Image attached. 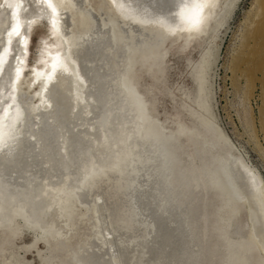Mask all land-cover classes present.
<instances>
[{
  "label": "rangeland",
  "instance_id": "obj_1",
  "mask_svg": "<svg viewBox=\"0 0 264 264\" xmlns=\"http://www.w3.org/2000/svg\"><path fill=\"white\" fill-rule=\"evenodd\" d=\"M227 1L229 0L219 1L215 14V26H212L209 31L211 35V41L209 42L211 57H209L210 62L207 71V85L205 87V94L203 93V95L200 96L198 90L199 67L202 60V51L205 47V42L201 40L193 39L192 41H186L183 36L180 38H172L168 36L164 37L162 41H158L159 34H163V32H159L154 28H149L146 29L147 36L144 39L146 43H149L152 46L156 44V48H152V53L146 52L142 54H135V59L133 58V62L130 61L129 67L132 72V77L131 79L124 78L122 81V86L127 92L134 96L138 104L137 106L141 113L140 122L143 130L153 133L157 140L164 141V145H158L154 151L151 152L153 149L147 150L146 156H150V154L154 153L157 155L158 150V154L160 152V157L158 155L156 156L155 154L151 155V164H153L152 166L155 165L154 161L156 162L154 168H151L150 166V169L153 170V173L155 171L154 174L150 173L151 171H148L149 169L146 170L147 173L145 170L143 171L145 172V175H143L145 177L141 175L144 174L142 171L138 173V175L141 173L139 176L137 175L139 179H142L143 177V179L145 178V181L146 178L148 180L147 182L143 180L138 181L139 179L136 177L137 179H135L136 181L134 182L137 183L134 184L136 185L139 182L140 185L136 186L139 188L141 186V189H137L134 184L132 189H136L135 191L137 194L139 192L138 190H140V196L139 194H133L135 192H133L134 190L131 192V188H128V190L130 189L129 191L131 193L127 192V189L123 193L124 188H122V191H119L122 196L119 192H114L112 184H110L113 181L110 179L108 182L105 174L94 175L91 179L92 181H87L86 185H83L86 180H82L79 184V187L90 189L92 193L90 197L83 198V201L84 199H89L84 201L82 205L86 203V206H84L90 207L94 198L92 196L95 194H101L103 198L101 201H104L103 205H107L106 209L110 206L108 209L109 211L112 209L111 212L106 209L103 210L109 215H104V212H101L102 210H100L101 214L96 213L98 214L97 217L99 223L101 222L100 224L104 225L100 226L99 223L95 222V220L92 219L93 222L91 221L89 211H86V209L80 205L76 196L71 194V192L65 186L60 187L59 192L62 196V199L58 205L61 211L60 216L67 218L68 216L65 215L71 210V213L69 214L70 217H68V222H66L65 226L70 228L72 224H75V229L74 227H72L73 230L69 229V232H71L70 235L67 231V244H64L66 248L69 244L68 248L71 247V250L63 248L64 245L61 246L58 244L63 235L61 233L58 234L60 237V240L58 241L56 237L57 235H54V224L52 222L49 224H43L40 220L34 219L32 217L31 212L27 209L28 207L21 208L16 203L13 204V207H8L7 205L3 204L2 201H0V264H85L87 262L88 264H91L92 261L94 264V262H96L94 261L96 258L98 262L99 259L104 260V258H106L105 261L107 263L110 261V258L113 259L115 257L116 258L114 260L117 259L116 262L118 264H124L123 262H126L127 264H140V262L143 264H150L153 261H155L154 264L156 262H160V264H187L188 262V264H264V250L262 249V246L258 240L255 239L253 234L254 229L259 230L260 228L264 227V217L252 210L247 199L237 191L236 186L231 185L232 183L230 182V186H227L220 174L221 169L218 167L219 164L217 163L216 158H214L216 155L223 154L225 152H231V154L235 157L240 156L239 158H241V160L239 161L244 165L246 170H248V172L255 177L259 186V190L262 193L261 198L264 203V68L260 67L261 63L257 64L259 60H264V49L261 50L262 52L258 50L255 51L248 66L243 64L240 67H235L237 61L241 58L240 47H242V44L245 41L243 35L247 26V14L253 8L255 0H238L236 3H233L234 6L229 13H226V9H224L225 3ZM89 3L98 14L103 13L105 18H107L108 23L111 25L113 40L115 41L116 39L117 41L118 39H121L123 42H126L127 39L120 30L118 14L114 11V9H112V7H110V5H108V1L89 0ZM93 14L96 13L93 12ZM228 14L229 16H227ZM70 15H72V11H70ZM94 16L95 18H98L97 15ZM203 19H206V17L203 16ZM72 21H74V27H77L76 17H72ZM34 23V25H31L32 27L29 29L30 31H28L29 36L26 43L27 54L25 55L26 65H24L25 69H32V73L33 69L38 67V65L40 67H44V65L48 63L50 59H48L47 53H54L55 51L62 49V45L59 42V37L52 33V31H48V27L45 26L43 21H35ZM215 29H217V31ZM103 30L105 31V29ZM214 30L216 32H214ZM82 32H84V30H82ZM52 39H54V43H52ZM129 51L134 53L130 48ZM254 64H257L255 68L253 67L255 66ZM69 67H71V65H69ZM24 74L25 77H28V71H24ZM31 80L32 79L28 77V81H24L21 86L22 93L25 95H32L34 91H38L36 95H40V89L43 84L41 80L40 83H36V85H34L30 91H26V83H30ZM38 85H40V87H38ZM39 98L40 97H36V100ZM199 105L202 107L201 109H199ZM207 124L212 128H210V126ZM181 127L195 130L199 136L205 140H208V142L214 146L213 150H200L198 147H196V144L190 143V137L187 136V132ZM157 144L159 143L157 142ZM166 153H170V156L173 160L170 159V161L167 162L169 159L166 160L164 158ZM155 158L160 159L156 161ZM161 165L162 167H160ZM168 166L169 168H167ZM159 168H162L163 170L165 169L166 172L168 171L167 175L164 174L165 171ZM169 171L173 174H170ZM157 174H159L160 177L162 176V178H160ZM148 175L150 178L147 177ZM163 175L165 177L169 175V177H167L169 179H165ZM156 178H158V180ZM153 179L157 181L155 182ZM235 180L238 181L236 177ZM237 181L234 182H236L238 188L239 182ZM150 183L154 185L152 186ZM161 183L163 185H160L161 187L158 186ZM141 184L145 187L149 186L150 189H154L151 191L148 188V191L147 188L144 186L142 187ZM89 185L91 186L89 187ZM170 185L171 187H169ZM182 185L184 188H182ZM172 186L175 189V192H173L174 189ZM240 186L241 188L239 187V190L245 192L243 186L241 184ZM155 187H157V191H155ZM158 187H160L162 190L158 191ZM143 189L146 190L147 193ZM169 190H171L173 193L171 194ZM150 191L152 195H150ZM153 191L155 192V195L153 194ZM165 191L167 194H164ZM142 192H144V194ZM175 193L179 195L177 196ZM124 194L128 196L127 199ZM162 194L165 196L168 194L171 195H169V197H165ZM144 195L150 202L145 197H143ZM150 196H153L155 201L156 198H158L156 203L158 202L159 206L161 204L160 208ZM170 196H172L173 199H171L172 197ZM131 197H133L132 200L137 198L140 202L143 201L144 204H140L138 200H134L136 202L138 201L137 204L139 205L137 206L136 202L133 203ZM184 197L185 199H183ZM193 197L194 200H192ZM90 198L91 201H89ZM143 198L145 199L143 200ZM165 198H167L169 201L171 199L170 203L167 199V202H165ZM175 199L178 200L174 203ZM145 200H147L148 203H151L152 205L148 204L147 201L144 202ZM101 201L100 203H97L98 206L100 204V209H102ZM159 201H161V203H159ZM192 201L193 203H191ZM129 203H133L132 208H130L131 204ZM164 203L165 205L163 206ZM154 204H156V206ZM191 204L193 205L191 206ZM75 205L78 207L76 208ZM126 205L129 206V208H127ZM167 206L170 207L168 208ZM190 206L192 207L191 209ZM151 207L153 209H157L158 207L159 211L158 209L157 211L153 210ZM163 207L168 209H163ZM137 209L138 213H136ZM142 209H145L144 213ZM114 210H116V212ZM126 210L130 214L134 211L136 216H133L132 213L130 215L131 218H129L128 212H126ZM139 210L142 211L139 213ZM164 210L167 213L165 214L167 217L163 215L165 213ZM155 211L156 213L161 212L159 215H163L164 218L162 217L160 219V216L158 213L155 214ZM78 213H84L83 218L81 215H78ZM123 213H127L126 216ZM153 213L157 217L153 215ZM169 213L170 215H173L174 219L169 215ZM102 214L104 218L100 217ZM114 214L119 217V220L120 218L121 220H127H124L125 223L120 220L122 222L121 224H123V228L125 225L127 228H125L124 233L130 232L131 228L132 230L135 228L133 233L135 236L131 234L133 231L128 233L129 235L127 233L126 235L122 234L124 229L119 224L120 221L117 220L118 217H116ZM139 214H141V219L144 216V221H142L143 219L141 220L139 218ZM190 214L195 216H193L191 219L192 216ZM87 215L89 216L87 217ZM132 216L134 219H132ZM145 216L147 218L149 217L148 219H151L152 223H156V221L160 222V225L163 223L165 225V229L170 227L168 229V231L170 230L169 233L164 228L161 229V227L164 225L158 229L160 226L159 223H156L158 225L155 223L154 225L150 223L153 225L151 226L149 224L151 220L149 221ZM150 216L153 217L150 218ZM155 217L156 219L154 220L153 218ZM167 218L169 224L171 223L172 219L176 222L174 223L172 220L173 225H169L167 220H165L167 222L164 221V219ZM100 219H104L105 223ZM159 219L161 221H158ZM87 220L89 221L87 222ZM113 221H117L116 225ZM129 221L133 222V224L131 223L128 225ZM138 221L142 222H140L141 225L144 224L142 227L140 224H137V226L141 227L140 229L135 224V222L139 223ZM189 221L191 222L189 223ZM106 223L110 224L107 225ZM118 224L119 226H117ZM188 224L191 226H188ZM95 225L102 227L99 229V232H97L98 228ZM109 225L111 228L113 227V229L106 227ZM133 225L135 226L132 227ZM145 225L147 226L146 230L149 231V234H147L148 231H144V233L148 236L142 232V228H146ZM115 227H119L122 230L119 229L118 232V228ZM149 227L152 228L150 229ZM136 228L138 229L136 230ZM100 230L104 233H102L103 235L100 234ZM139 230L141 231L139 232ZM162 230L165 231L163 232L164 234H160L162 233ZM108 231H110L112 237L109 235ZM116 232L119 235L121 234L122 237L120 238ZM140 233L142 235H140ZM114 234L119 236V239L118 237H115L116 235L114 236ZM166 234L168 235L166 236ZM196 235H198V237ZM96 236L100 237L101 240ZM128 236H130L131 239L126 238V240L123 241V237L125 238ZM139 236L142 237L139 238ZM94 237L99 240H96ZM106 237L109 238L107 239ZM110 237L111 242L109 240ZM162 237L163 239L165 237V239L163 240ZM91 239H94L96 244L94 241H91ZM133 239L139 243L137 244ZM100 241L101 243L103 242L102 244H107V247L105 244H101L102 246H105V248L101 245H98L97 243L100 244ZM133 241L135 242V245H132ZM197 241L200 243V247L197 245ZM87 242H89V245ZM115 242L117 243V246L115 245ZM123 242L125 245L122 244ZM194 242L200 250L196 246L194 247ZM92 245L93 247L97 245L100 249L97 246L92 248ZM123 245L126 248H123ZM57 246L60 248L56 249ZM88 246L93 250L88 249ZM113 247H116V250L118 248L116 253ZM107 248L109 249L107 250ZM105 249L109 252L105 253L106 257H104L105 255L103 256L104 251H106ZM82 251H84L85 254ZM85 251L91 253H87ZM118 251V254L121 252L122 253L118 255ZM75 252H77L76 255ZM94 252L96 254L100 252L102 257H100L99 254H95V256L93 254ZM143 252L146 257L143 255ZM194 252L196 254H194ZM199 252L202 258L201 262L199 261L201 258L197 259L200 257ZM136 253L139 256H137ZM73 254L75 257H79L78 259H81L85 262L82 263L77 258H75ZM91 254L92 256L90 259L89 257ZM122 254L125 256L124 259L122 258ZM107 255L110 258L107 257ZM117 255L123 259V262L121 261L122 259L120 260L117 258ZM83 256H85L86 259ZM111 256H113V258ZM133 256H137V261ZM126 257H129L131 261L134 258L135 261L133 260L131 263L127 262L125 260L129 261L130 259H127ZM103 260L102 262L100 260V264H106ZM114 260H111L110 264H117L114 262ZM98 262L96 263L99 264Z\"/></svg>",
  "mask_w": 264,
  "mask_h": 264
},
{
  "label": "bare ground",
  "instance_id": "obj_2",
  "mask_svg": "<svg viewBox=\"0 0 264 264\" xmlns=\"http://www.w3.org/2000/svg\"><path fill=\"white\" fill-rule=\"evenodd\" d=\"M106 1H108V5H110V7H112V9H114V11L118 14L120 30L127 39L126 42H123L121 39H118L117 41L116 39L115 41L113 40L111 25L108 23L107 18H105L103 13L98 14L90 5L89 0H50L51 7H49L48 0H0V60L3 61V63L0 64V201H2V203L7 205L8 207L10 206L13 207L14 203L18 204L21 208L28 207L27 209L31 212L32 217L34 219L40 220L43 224H49L50 222H52L54 224L53 227L54 235H57L56 237L58 241L60 240L58 234L61 233L63 235V237H61V240L58 242V244H60L61 246L67 244L66 243L67 231L69 232L70 231L69 229L73 230L72 227H74L75 224H72L70 228L65 226L66 222H68V217H70L69 214L71 213V210L66 213L65 216H68L67 218L60 216L61 211L58 206L62 199L61 193L59 192L60 187L65 186L71 192V194L76 196L80 205L84 209H86V211H89L91 221L93 222V220H95L96 223H99L97 217L98 214L96 213L101 214V212H104L103 210L106 209L107 205L106 206L103 205L104 201L103 202L101 201L103 199L101 194L99 195L95 194L92 196L94 198L92 200V204L90 205V207L89 206L85 207L86 203L82 205L84 201L89 199V198L86 200L84 199L83 201V198H87L92 195L90 189L79 187V184L82 180H86L85 183L83 184L86 185L87 181L88 182L92 181L91 179L94 175L105 174L108 182L110 181V179L113 181L110 184H112L114 192H119V191L121 192L122 188H124L123 193L126 189L127 192H130L129 191L130 189L128 190V188H131V192L132 190H134L133 192L135 193L133 194H137L135 191L136 189H132V188L134 186L137 189L139 188L137 187L140 185L139 182L138 184H136L137 186L134 184L137 183L134 181H136L135 179L138 178L137 177L138 173L140 171L143 172L144 170L146 172L147 169H149L148 171H151L150 173L152 174L155 173V171L153 173V170L150 169V166L151 168L152 167L154 168L156 165L154 159L153 161L155 165L152 166L153 164H151V160H152L151 155H154L155 153L153 152L154 154H150L151 157L149 155L148 157L146 156L147 150L153 149L151 150V152L154 151V149H156L158 145H164V141L157 140L153 133H149L143 130V127L140 122L141 113L137 106L138 104L134 96L131 93L127 92L122 86V81L124 78L131 79L132 77L131 76L132 72L129 66H130V61L133 62L134 55L142 54L146 52L152 53V48L153 47L156 48L157 46L156 44L152 46L149 43H146L144 39L147 36L146 29L154 28L159 32L162 31L163 34L162 33L159 34L158 41H162L164 37H168V36L172 38L173 37L180 38L181 36H183L186 39V41H192L193 39H198L205 42V47L203 48L202 51L203 54H202L201 65L199 67V77H198V88H199L198 90L200 96L203 95V93L205 92V87L207 85V71L210 62L209 57H211L210 56L211 50L209 46V42L211 41L210 38L211 35L209 31L212 26H215V20H216L215 14L220 0H196L197 12H198V16L196 17V19L198 20L197 23H193L192 20L190 19V17L193 16V12H192L193 0H119L120 5H122L119 7L113 3V0H106ZM237 1L238 0H229L225 3L224 9H226V13L230 12V10L234 6L233 3H236ZM70 11H72V15H70ZM93 12L96 14H93ZM94 15H97L98 18H95ZM203 16L206 17V19H203ZM227 16H229V14ZM72 17H76L77 27H74L73 24L74 21H72ZM35 21H43L45 23V26L48 27V31H52V33L56 34L59 37L60 39L59 42L62 45V49L57 50L54 53L53 52L47 53V57L48 59H50L49 61L47 59L48 63H46L44 67L43 66L40 67L38 65V67H35L33 69V73H32V69H25L24 65H26L25 55L27 54L26 43L29 36L28 31H30L29 29L32 27L31 25L35 24L34 23ZM246 24L247 26L243 35L245 41L242 44V47H240L241 58L237 61L235 66L236 68L238 66L240 67L243 64H246L248 66L250 63V59L254 55L255 51L257 50L261 51L262 49H264V0H255L253 8L247 14ZM103 29H105V31ZM82 30H84V32H82ZM215 30L217 31V29ZM215 30L214 32H216ZM17 32H19V36L16 35ZM52 43H54V39H52ZM129 48L132 49L134 53L129 51ZM260 63H261L260 67L264 68V60H259L257 62V64ZM257 64H254L255 66L253 65L252 66L255 68ZM69 65H71V67H69ZM24 71H28V77L32 79L30 83H26V91H30V89H32V87H34L36 83H40L41 80L43 84L40 89V95H36L38 91H34L32 95H27V94L25 95L24 93H22L21 86L24 83V81H28V77H25ZM38 87H40V85H38ZM36 97H40V98L36 100ZM201 108L202 107H200L199 105V109ZM181 128L187 132V136L190 137L189 139L190 143L196 144V147H198L200 150H209V151L213 150L214 146L210 144L208 140H205L204 138L199 136L195 130L192 129L190 130L184 127ZM210 128L212 127L210 126ZM157 142L159 144H157ZM159 154L157 150V155L159 156ZM239 157L240 156H236V157L233 156L231 152H227V153L225 152L223 154L216 155V157L214 158H216V161L219 164L218 167H220L221 169L220 174L223 177L224 181L226 182L227 186L229 187L230 183H232L231 185L236 186L237 191L247 199L252 210L256 211L258 214H261L264 217V203L261 198L262 193L259 190V186L257 184L255 177L252 174H250L248 170H246L244 165L239 161L241 160V158ZM164 158L166 160L169 159L167 162H169L170 159H172L170 153H166V155H164ZM159 159L160 158H157L156 161H158ZM162 165L160 167H162ZM167 168H169V166ZM163 171H165V169ZM145 172H143L144 174L141 173L140 174L143 176L145 175ZM165 172L164 174L167 175L168 171L166 173ZM159 174L157 175L159 176ZM170 174L173 173L170 172ZM149 175L147 177H149ZM169 175L167 177H169ZM143 177L142 179L138 178L139 179L138 181L140 180L145 181L144 180L145 178L143 179ZM167 177H165V179ZM235 177L238 179V181L235 180ZM158 178L156 179L158 180ZM160 178H162V176ZM168 179L169 178H167V180ZM153 180L155 181V179ZM147 181L148 180L146 178L145 182ZM234 181L239 182L238 188L236 182ZM240 184L243 186L245 190V192L243 191L244 193L241 190H239V187L241 188ZM150 185H152V183H150ZM160 185L163 184L161 183L158 186ZM90 186L91 185H89V187ZM143 186L144 185H142V187ZM160 187H158L159 188L158 191L162 190L160 189ZM169 187H171V185ZM145 188H147V190L149 188V190L151 191L154 189V188L150 189L149 186ZM182 188H184V186ZM139 189H141V186ZM156 189L157 187H155V191H157ZM138 191L141 192L140 190ZM144 191L146 192V190ZM151 191H150V195H152ZM169 191L171 192V190ZM173 192H175V189ZM173 192H171V194ZM142 193L144 194V192ZM154 193L155 192L153 191V194ZM164 194H167L166 191ZM171 194L164 196L169 197V195ZM124 195L126 199L129 196L128 193H127L128 196L126 194ZM176 195L178 196L179 194ZM153 196L150 197L153 199ZM143 197L146 198L145 195ZM173 197L171 199H173ZM91 198L89 201H91ZM145 198H143V200ZM132 199L133 197H131V200ZM146 199L148 200V198ZM166 199L167 198H165V200ZM183 199H185V197ZM134 200H138V199L134 198ZM134 200H132L133 203L136 202ZM147 200H145L144 202H146ZM157 200L158 198H156V201ZM167 200L165 202H167ZM177 200L178 199H175L174 203L177 202ZM192 200H194V197ZM100 201L102 202L101 204L102 209L99 208L100 204L99 206L97 204L100 203ZM153 201H155V198L153 199ZM159 203H161V201H159ZM191 203H193V201ZM132 204L130 208H132ZM140 204H144L143 201H141ZM148 204L152 205L151 203ZM156 204L160 208L161 204L160 206L158 205V202ZM156 204L154 205L156 206ZM138 205L139 204H137V206ZM164 205L165 203L163 204V206ZM192 205L193 204H191V206ZM191 206L190 209L192 208ZM75 207L77 208L78 206L75 205ZM126 207L129 208V206L127 205ZM140 207L143 208L142 206ZM158 207L157 209L159 211ZM167 207L169 208L170 206ZM109 208L110 206L107 207L106 210H108ZM168 208L163 207V209L166 210ZM138 209L136 210V213H138L137 212ZM157 209H153V210L157 211ZM100 210L102 211L100 212ZM142 210L144 213L145 209ZM111 211L112 209L109 212ZM114 211L116 212V210ZM141 211L139 210V213ZM156 211L155 214L158 213L159 215V213H161V212L156 213ZM126 212L128 211L126 210ZM84 213H78V215H81L83 218ZM132 213L134 216L135 215L134 211ZM105 214L106 211L104 212V215ZM126 214L124 215L126 216ZM131 214L128 212L129 218H131L130 216ZM155 214L153 213V215ZM165 214L167 213L165 212L163 215ZM89 215H87V217ZM140 215L141 214H139V216ZM163 215L162 216L159 215L160 219L162 217L164 218ZM170 216H172L173 218L172 214ZM191 216L190 217L192 219L193 216L195 215H191ZM100 217H103V214ZM151 217L153 216H150V218ZM156 217L153 219L155 220ZM165 217L167 216L165 215ZM139 218L141 219V216ZM168 218L164 219V221L165 220L168 221ZM132 219H134V217ZM160 219L158 221H161ZM100 220L102 222L104 221L105 223L104 219L103 220L100 219ZM117 220H119V217ZM124 220L127 221L126 219ZM124 220L121 221L125 223ZM172 220L170 224L169 221L168 222L165 221V222L171 225ZM88 221L89 220H87V222ZM121 221L119 222V224L123 228V224H121L122 223ZM142 221H144V219ZM191 221H189V223ZM116 222H114L115 225ZM140 222L139 223L135 222L136 226L137 224L141 225L142 222L141 223ZM175 222L176 221H174V223ZM100 223L99 225L102 226L103 224L101 225ZM110 223H106V224L108 225ZM131 223L133 224V222L129 221L128 225ZM150 223H152V220L149 222V224ZM154 223L152 224L154 225ZM156 223H159L160 225V222L156 221ZM119 224L117 226H119ZM152 224L150 225L153 226ZM161 224L164 225L163 223ZM143 225L144 224H142L141 227ZM162 225H160L158 229ZM191 225L188 224V226ZM95 226H97L98 228V230L94 228L95 230H97V232H99V229L102 228L99 227L98 225ZM125 226L123 228L124 230L122 234L126 235L127 232L124 233L126 228ZM134 226L135 225H133L132 227ZM106 227H109V229L111 228L110 225ZM141 227H139V229ZM164 227L165 225L162 226L161 229ZM115 228H118V232H119L120 228L119 227H115ZM149 228L151 229L152 227ZM169 228L166 229L164 228V229L169 233L170 231V230L168 231ZM111 229H113V227ZM134 229L135 228H133L132 230L131 228V231H133L131 234L134 233ZM137 229L138 228H136V230ZM142 229H143L142 231L143 233L144 231H148L146 230L147 226L145 229L144 228ZM140 231L141 230H139V232ZM108 232L109 235H111L110 231ZM163 232L165 231L162 230V233L160 234H164ZM70 233L71 232H69V235ZM102 233L103 232L101 231L100 234ZM116 234H114V236ZM147 234H149V231ZM147 234L145 235L148 236ZM253 234L255 239L258 240V242L262 246V249L264 250V227L260 228L259 230L254 229ZM117 235L115 237H118V239L119 236L120 238L122 237L121 234L119 236ZM140 235L142 234L140 233ZM167 235L168 234H166V236ZM196 236L198 237V235ZM96 237L94 238L96 239ZM111 237L109 239L110 242H111ZM140 237L142 236H139V238ZM97 238L101 240L100 237ZM126 238L129 239L130 236L125 238L123 237V241H125ZM135 239L133 240L135 241ZM91 241H94V239L93 240L91 239ZM133 242L132 245H135L136 241L134 242V244ZM88 243L89 242H87V244ZM102 243L100 241V244L99 243L97 244L101 245ZM136 243L138 244L139 242ZM197 243H198L197 245H199L200 247V243L198 241ZM122 244H124V242ZM68 245L67 248L65 245L63 248L70 249L71 247L68 248ZM106 245L107 244H105V246ZM115 245L117 246V243ZM124 245L123 248H126ZM105 246L102 247L105 248ZM195 246L196 243L194 247ZM95 247H93L92 245V248ZM97 247L99 248V246ZM196 247L198 248V246ZM57 248L60 247L57 246L56 249ZM92 248L89 247L88 249H92ZM108 249L109 248H107V250ZM107 250L104 251L103 256L105 255L106 252H108ZM114 250L116 253L118 248L116 250L115 247ZM82 252L84 253V251ZM87 253H91V252H87ZM118 253L119 251L117 252V254ZM76 254L77 252H75V255ZM93 254L95 255L96 253L94 252ZM98 254L100 255V257H102L101 256L102 254H100V252ZM194 254L196 253L194 252ZM118 255L117 258L120 260L122 258L123 259L125 258L124 255H123L124 257L122 256V258L118 257ZM91 256L92 254L89 257L90 259ZM137 256L139 255L137 254ZM137 256L136 257L133 256V257L136 259ZM104 257H106V255ZM107 257L109 256L107 255ZM111 257L113 258V256ZM115 258L113 259L110 258V261L111 260L113 261ZM134 258L132 259V261L131 259L129 261L128 260L125 261L131 263L133 262V260L135 261ZM200 258H201V254L200 257H198L197 259ZM96 259L94 261L98 262ZM105 259L106 258H104V260L99 259L98 263L100 264V260L101 262L103 260L106 263ZM123 259L121 260L122 262ZM78 260L81 261L82 263L85 262L81 259ZM110 261L107 263L110 264ZM116 261L117 259L114 260V262ZM199 261L201 262L202 258ZM96 262H94V264ZM154 262L155 261L151 263L154 264ZM123 263L125 264L126 262ZM141 263L142 262H140V264ZM156 263L160 264V262H156ZM85 264H88V262ZM91 264H93V261L91 262Z\"/></svg>",
  "mask_w": 264,
  "mask_h": 264
},
{
  "label": "snow or ice",
  "instance_id": "obj_3",
  "mask_svg": "<svg viewBox=\"0 0 264 264\" xmlns=\"http://www.w3.org/2000/svg\"><path fill=\"white\" fill-rule=\"evenodd\" d=\"M48 2H49V7H51L50 0H48ZM113 3L116 4L118 7L119 6H122V5H120L119 0H113ZM192 12H193V16L190 17V19L192 20L193 23H197L198 20L196 19V17L198 16V12H197L196 0H193V3H192ZM16 35L19 36V32H17ZM2 63H3V61L0 60V64H2Z\"/></svg>",
  "mask_w": 264,
  "mask_h": 264
}]
</instances>
